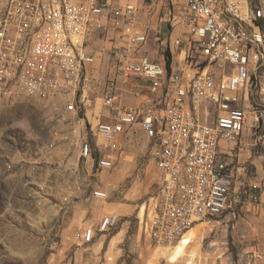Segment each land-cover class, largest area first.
Segmentation results:
<instances>
[{"label":"built area","instance_id":"2783aa9c","mask_svg":"<svg viewBox=\"0 0 264 264\" xmlns=\"http://www.w3.org/2000/svg\"><path fill=\"white\" fill-rule=\"evenodd\" d=\"M140 7L149 16L152 2L0 0V104L26 96L52 107L64 102L66 111L76 112L96 70L91 39L114 41L103 100L107 120L91 133L109 151L120 150L136 125L150 140L159 178L141 230L161 245L230 208L233 154L221 142L236 143L247 132L264 150V0H167L159 23L183 29L180 71L150 59L147 29L137 30ZM138 79L149 83L148 93L122 106L116 84ZM208 105L216 109L211 120ZM91 153L84 143L81 155ZM96 165L110 170L114 159L102 154ZM93 196L106 198L102 191ZM118 223L117 215L105 214L96 232L107 234ZM94 236L87 228L79 238L88 244ZM261 260L264 254H252L246 264Z\"/></svg>","mask_w":264,"mask_h":264},{"label":"rangeland","instance_id":"374dc122","mask_svg":"<svg viewBox=\"0 0 264 264\" xmlns=\"http://www.w3.org/2000/svg\"><path fill=\"white\" fill-rule=\"evenodd\" d=\"M113 43L91 39L96 70L76 112L66 111L64 102L52 107L26 96L0 104V264H246L248 256L264 254V150L247 132L231 143L240 170L227 212L170 244L144 235V206L159 178L150 140L136 125L120 150L109 151L91 133L107 120L103 100L113 75ZM120 103L131 106L121 97ZM207 111L211 120L216 109L208 105ZM84 143L91 158L81 155ZM106 153L114 159L110 170L96 165ZM95 191L106 198L94 197ZM105 214L117 215L119 223L99 234ZM87 228L95 236L84 244L79 235Z\"/></svg>","mask_w":264,"mask_h":264},{"label":"crops","instance_id":"0c3cea01","mask_svg":"<svg viewBox=\"0 0 264 264\" xmlns=\"http://www.w3.org/2000/svg\"><path fill=\"white\" fill-rule=\"evenodd\" d=\"M150 1L152 2V11L150 12L149 16H147L144 10L140 7L139 23L137 26L138 31L143 30L144 28L147 29L151 49L149 57L151 60L165 63L163 50L166 48L170 57L169 68L173 71L184 70L181 62L182 55L179 54L177 49L178 41L182 38L183 29L180 25L169 26L168 23H159V18L165 13L167 0ZM159 37L161 39L160 41L158 40ZM148 90L149 83L145 81L143 82L139 79L127 80L125 82L118 81L116 84L117 95L121 97V102L128 105H136L139 101L138 94L141 93L146 95ZM220 144L224 150H228L232 147L231 144L226 142H221ZM231 162L234 175L235 169L238 173L240 168H236V165L233 163V158Z\"/></svg>","mask_w":264,"mask_h":264},{"label":"trees","instance_id":"16d2710c","mask_svg":"<svg viewBox=\"0 0 264 264\" xmlns=\"http://www.w3.org/2000/svg\"><path fill=\"white\" fill-rule=\"evenodd\" d=\"M163 55L165 57L166 66L169 68V65H170V57H169V53H168V51H167L166 48L163 50Z\"/></svg>","mask_w":264,"mask_h":264},{"label":"bare ground","instance_id":"6f19581e","mask_svg":"<svg viewBox=\"0 0 264 264\" xmlns=\"http://www.w3.org/2000/svg\"><path fill=\"white\" fill-rule=\"evenodd\" d=\"M189 231V230H188Z\"/></svg>","mask_w":264,"mask_h":264}]
</instances>
